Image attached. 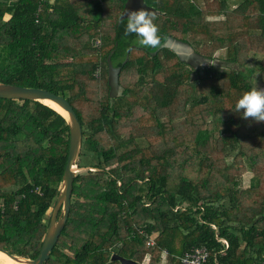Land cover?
<instances>
[{
  "label": "trees",
  "instance_id": "obj_1",
  "mask_svg": "<svg viewBox=\"0 0 264 264\" xmlns=\"http://www.w3.org/2000/svg\"><path fill=\"white\" fill-rule=\"evenodd\" d=\"M133 2L156 14L160 48L124 36ZM257 52L264 0H0V82L65 96L83 126L86 171L44 264H122L114 253L159 264L165 250L167 264H183L197 246L212 264H262L264 122L235 112L264 82V58L257 76L249 64ZM69 145L57 110L0 97V249L38 256Z\"/></svg>",
  "mask_w": 264,
  "mask_h": 264
},
{
  "label": "water",
  "instance_id": "obj_2",
  "mask_svg": "<svg viewBox=\"0 0 264 264\" xmlns=\"http://www.w3.org/2000/svg\"><path fill=\"white\" fill-rule=\"evenodd\" d=\"M171 46L178 50L180 54L184 53L183 51H180L182 49L190 50L187 51L189 53L192 52L191 48L188 45H184L179 41L173 40ZM0 97L7 99H30L40 102H42L41 100L45 99L51 100L56 105H58L63 110V112L57 110L52 106L51 107L61 113L66 118L69 125L70 145L67 163L60 185V191L56 203L52 209L49 224L38 256L36 258H26L23 256L12 254L4 249H0L1 251L7 253L10 257L19 261H24L27 264H44L49 259L51 252L56 245L60 234L68 220L74 179L77 173L82 169V167H79L78 162L84 136L83 126L69 100L65 96L56 94L55 92L48 89L0 82ZM112 259L119 260L122 264H144L136 260L121 256L117 253H114L112 255Z\"/></svg>",
  "mask_w": 264,
  "mask_h": 264
},
{
  "label": "clouds",
  "instance_id": "obj_3",
  "mask_svg": "<svg viewBox=\"0 0 264 264\" xmlns=\"http://www.w3.org/2000/svg\"><path fill=\"white\" fill-rule=\"evenodd\" d=\"M120 19L121 22L125 19L127 21L125 37L134 34L137 38L136 42L145 48L158 49L162 46L160 28L156 23L157 16L153 11L145 8L127 11ZM206 62L213 64L208 60ZM235 112H242L245 120L251 118L256 122H264V89L253 87L250 91L245 92L237 101Z\"/></svg>",
  "mask_w": 264,
  "mask_h": 264
},
{
  "label": "rangeland",
  "instance_id": "obj_4",
  "mask_svg": "<svg viewBox=\"0 0 264 264\" xmlns=\"http://www.w3.org/2000/svg\"><path fill=\"white\" fill-rule=\"evenodd\" d=\"M237 2H238V0H228V7H229V9H233V8H235L236 6V4H237ZM204 6H205V4H204ZM223 18V16L222 15H219V16H217V15H212V16H210V17H208V19H210V20H221ZM180 51H183L184 52V54H186L185 56H188L189 55V53H187V51H189V50H186L185 51V49L183 50H180ZM216 57H220L221 55H222V51H217V52H215V54H214ZM121 89H119L118 88V91H120ZM118 93V92H117ZM79 161H80V157H79ZM78 164H79V162H78ZM84 171H86V167L85 168H82L81 170H80V172H84ZM251 177H252V172H251V170H250V168H249V171L248 172H246L244 175H242V176H240V177H238V180H237V184H236V186L239 188V189H243V188H246L248 185H249V183H250V179H251ZM52 209L53 208H51L50 210H49V212L47 213V216L48 217H50L51 216V213H52ZM50 219V218H49ZM155 237V236H154ZM167 257V256H166ZM164 255H162L161 256V258H160V261H159V264H167V258H166ZM162 261H164V262H162ZM144 264H149V256H146V258L144 259Z\"/></svg>",
  "mask_w": 264,
  "mask_h": 264
},
{
  "label": "built area",
  "instance_id": "obj_5",
  "mask_svg": "<svg viewBox=\"0 0 264 264\" xmlns=\"http://www.w3.org/2000/svg\"><path fill=\"white\" fill-rule=\"evenodd\" d=\"M154 236L156 235L151 236L147 242L149 246H153L155 244ZM225 244L226 247H228L227 240H225ZM163 255L166 257V250L163 252ZM181 262L183 264H212L210 262V252L205 246L193 247L191 250L185 252L181 257ZM262 264H264V261Z\"/></svg>",
  "mask_w": 264,
  "mask_h": 264
},
{
  "label": "crops",
  "instance_id": "obj_6",
  "mask_svg": "<svg viewBox=\"0 0 264 264\" xmlns=\"http://www.w3.org/2000/svg\"><path fill=\"white\" fill-rule=\"evenodd\" d=\"M239 2H240V0H238L237 4H238ZM237 4H236L235 6H237ZM129 5H130V4H129ZM95 45H96L97 47H100V45H101V38H98V39L96 40ZM263 58H264V53H263V52H257V53H255V54L252 56V59L250 60V63H249L250 66H251L252 68H254V71H256V72H255V76H257V75L259 74V72H258V65L261 64ZM256 84H257V86L260 87L261 89H264V82H259L258 80H256ZM162 262H164V261H162Z\"/></svg>",
  "mask_w": 264,
  "mask_h": 264
},
{
  "label": "bare ground",
  "instance_id": "obj_7",
  "mask_svg": "<svg viewBox=\"0 0 264 264\" xmlns=\"http://www.w3.org/2000/svg\"><path fill=\"white\" fill-rule=\"evenodd\" d=\"M41 101L47 105H50V106L56 108L57 110L63 112V110L58 105H56L54 102H52L51 100L45 99V100H41ZM64 114H66V113H64ZM0 263L1 264H27L24 261H21V260L19 261V260H16V259L10 257L7 253H5L4 251H1V250H0Z\"/></svg>",
  "mask_w": 264,
  "mask_h": 264
},
{
  "label": "flooded vegetation",
  "instance_id": "obj_8",
  "mask_svg": "<svg viewBox=\"0 0 264 264\" xmlns=\"http://www.w3.org/2000/svg\"><path fill=\"white\" fill-rule=\"evenodd\" d=\"M133 5H134V8L131 10V11H136V10H140L142 7H140L138 4H137V2H133ZM143 8H145V9H148V10H150L148 7H143ZM184 50V49H183ZM185 51H186V49H185ZM190 51V50H189ZM187 53H189V52H187ZM186 61H188V62H190V63H192V65H194V66H196V65H198L199 63H201V60L197 57H195L192 53H189V55L188 56H185L186 54H184V53H182V54H180Z\"/></svg>",
  "mask_w": 264,
  "mask_h": 264
}]
</instances>
